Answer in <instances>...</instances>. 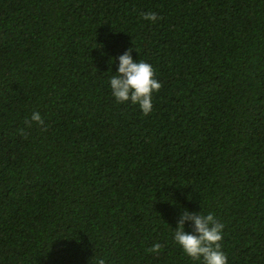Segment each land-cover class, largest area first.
Listing matches in <instances>:
<instances>
[{"label": "trees", "instance_id": "obj_1", "mask_svg": "<svg viewBox=\"0 0 264 264\" xmlns=\"http://www.w3.org/2000/svg\"><path fill=\"white\" fill-rule=\"evenodd\" d=\"M129 49L147 116L110 87ZM184 211L264 264V0H0V264H204Z\"/></svg>", "mask_w": 264, "mask_h": 264}, {"label": "clouds", "instance_id": "obj_2", "mask_svg": "<svg viewBox=\"0 0 264 264\" xmlns=\"http://www.w3.org/2000/svg\"><path fill=\"white\" fill-rule=\"evenodd\" d=\"M142 18L153 23L160 19L155 12L142 13ZM132 51L133 49H129L119 57L118 72L111 76L110 87L117 103L130 101L134 105H139L143 114L147 116L154 107V94L158 93L163 85L156 78L155 68L143 60L135 61ZM33 122L41 127L45 123L40 113L35 111L30 119L24 121L29 128ZM19 131L25 139L28 138V132L24 129ZM186 223L192 226L191 232L186 231ZM223 229L224 224L219 222L212 213L204 215L201 212L184 211L175 229L174 239L184 253L194 261L203 258L204 264H228V257L221 250ZM161 249L162 245L156 243L148 251L158 253ZM97 264H106V262L100 258L97 260Z\"/></svg>", "mask_w": 264, "mask_h": 264}]
</instances>
